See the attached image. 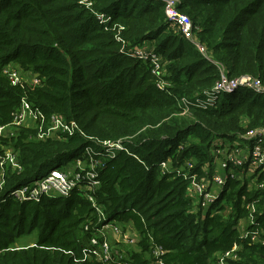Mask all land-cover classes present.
<instances>
[{"label":"trees","instance_id":"trees-1","mask_svg":"<svg viewBox=\"0 0 264 264\" xmlns=\"http://www.w3.org/2000/svg\"><path fill=\"white\" fill-rule=\"evenodd\" d=\"M180 11L211 61L172 28L161 1L0 0V127L13 123L22 101L79 127L48 140L19 127L15 139H0V152L14 142L19 156L0 189V264H104L85 244L92 232L84 225L98 217L79 192L39 202H19L12 193L85 159L88 148L100 153L98 141L109 140L122 141L127 152L104 160L96 199L110 222L140 232L130 264H157L150 257L155 248L165 252L164 264H218L236 246L238 259L227 264H264V244L240 237L247 203L256 200V223L247 229L264 238V192L248 188L249 170L236 169L206 212L193 205L183 175L192 163L190 175L210 181L220 171L217 141L264 128V95L241 89L185 116L177 102L213 88L221 69L230 79L264 84V0H182ZM97 15L110 20L101 24ZM119 31L127 47L149 44L163 59L168 92L157 88L149 64L121 53ZM10 66L22 82H11ZM31 75L38 84L27 83ZM164 161L169 172L160 170ZM33 232V246L12 248Z\"/></svg>","mask_w":264,"mask_h":264},{"label":"built area","instance_id":"built-area-1","mask_svg":"<svg viewBox=\"0 0 264 264\" xmlns=\"http://www.w3.org/2000/svg\"><path fill=\"white\" fill-rule=\"evenodd\" d=\"M156 1H161L164 4L166 17L172 28L177 33L179 32L183 39L192 43L204 58L211 61L206 47L194 38L193 22L188 16L180 12L182 0ZM97 16L101 24H106L110 20L108 15ZM121 30H123L122 27L120 28ZM120 31L116 36V41L122 45L121 53L149 64L151 74L156 80L157 88L160 91L168 92L170 84L165 79L167 73L165 70V62H163L162 58L153 49L147 48L146 46L136 48L127 47L125 41L119 35ZM13 73L14 71H11L9 68L5 70V74L12 83L17 84L23 81L20 72H15L17 75L12 76ZM30 83L38 84L37 75L32 76ZM241 89L264 95V84L259 78L242 76L230 79L224 74V70L221 69L220 80L215 83L213 88L204 90L201 94L198 93V95L194 96L195 98L185 96L177 98L178 106L181 107L180 114L184 116L189 115L191 107L197 109L215 108L223 95H234L235 92ZM22 102L18 113L14 116L13 123L0 127V139H13L19 131V127L33 130L36 132V137L39 140L53 139L57 133L72 136L76 130H79L78 124L75 121L67 123L64 119L57 118V116L47 118L40 110L33 109L30 103L26 101ZM29 123L32 124L31 127H29ZM98 142L102 144V151L96 153L92 148L86 149V158L79 159L73 163L72 175L69 176V172L64 170L67 166L56 167L48 176L15 190L12 193V197L19 202H39L43 195H53L67 199L74 192H79L91 203V207L95 209L98 217L97 221H88L84 225L86 231L92 232L89 244L92 248L100 249L99 253L94 250L92 252L93 255L95 254L97 259L105 264H130L128 260L129 250L125 249L124 245L135 247L140 235L138 234V240H132L131 236H126V232H129L130 229L124 230L123 226L116 221L110 222L103 208L97 204L96 199V193L101 185L99 178L101 169L104 168V160L113 159L117 156V152H127V150L122 141L113 142L109 140ZM214 150L220 158L218 167L220 171L216 172L210 181L203 177L198 180L196 176H191L192 163L187 164L189 172H183L185 179L189 181L190 195L193 198L195 208L202 206L204 212H206L209 206L219 199L228 180L235 178L236 169L240 168L249 170L248 174L252 176L251 179L255 181L258 189L264 192V128L249 130L246 134L238 136L233 142L225 140L217 141ZM0 166H2L0 170L2 174L0 177L1 189L6 182L7 174L3 161H0ZM168 168V161H164L160 166L163 173L169 172ZM249 175H246V178H249ZM247 204V226H253L256 223V214L258 211L256 200ZM240 237L248 238L253 242L259 241L264 244V238H261L258 232H251L247 227L243 228ZM237 250L238 246L232 251L221 254L218 257V264H227L229 259L237 260ZM164 255L165 252L161 248H155L152 250L150 257L157 260V264H164L160 260Z\"/></svg>","mask_w":264,"mask_h":264},{"label":"rangeland","instance_id":"rangeland-1","mask_svg":"<svg viewBox=\"0 0 264 264\" xmlns=\"http://www.w3.org/2000/svg\"><path fill=\"white\" fill-rule=\"evenodd\" d=\"M9 69L11 71H14L12 76L17 75L16 73L20 72V71L16 70V68L13 66H10ZM20 75L22 76V74H20ZM25 76H24V78H25ZM32 76H34V75L27 77V79H26L27 83L31 82ZM28 125H29V127H31L32 124L29 123ZM28 130L33 132V130H31V129H28ZM16 137H17V134L15 135V137L13 139H15ZM14 147H15L14 142H9L6 144V146L4 148H1L0 161H3V163L5 165L6 173L9 169H16L19 167V156L16 153ZM2 166H3V164H2ZM2 166H0V170L2 169ZM72 166H73V164H69L67 166V168L64 169L66 172H69V176L72 175V171H73ZM1 175L2 174L0 173V177H1ZM243 180L247 182V186L250 190L258 189V186H257V184H255V181H253V179H248V181H247V179L244 178ZM0 183H1V178H0ZM241 221H242V223L240 225V228L242 230L243 228L247 227L248 222H247L246 217L241 219ZM129 228H130V226H129ZM129 228H128V230H129ZM126 233H127L126 236H129V237L131 236L132 240H138V238H139V236H138L139 232H137V231H130V232H126ZM37 238H38V232H33L32 234L26 233V234H23L19 239H17L11 246L13 249L22 250V248H28V247L33 246L37 242ZM89 238L85 242L86 246L88 247L87 249L91 252H93L95 250L97 253H99L100 249L95 248V247L94 248L91 247V245L89 244ZM83 239L85 240V237H83ZM124 247H125V249H128V250L130 249V247L128 245H124ZM94 256H95V254H94Z\"/></svg>","mask_w":264,"mask_h":264},{"label":"crops","instance_id":"crops-1","mask_svg":"<svg viewBox=\"0 0 264 264\" xmlns=\"http://www.w3.org/2000/svg\"><path fill=\"white\" fill-rule=\"evenodd\" d=\"M146 47L147 48H150L151 46L149 45V44H146ZM163 60V59H162ZM164 62V61H163ZM131 227L129 228L130 230H129V232L130 231H137V232H139L138 230H137V228L136 227H134L133 225H130ZM139 235H140V232L138 233Z\"/></svg>","mask_w":264,"mask_h":264},{"label":"bare ground","instance_id":"bare-ground-1","mask_svg":"<svg viewBox=\"0 0 264 264\" xmlns=\"http://www.w3.org/2000/svg\"><path fill=\"white\" fill-rule=\"evenodd\" d=\"M181 12V11H180ZM165 13H166V11H165ZM182 13V12H181ZM183 14V13H182ZM185 15V14H184ZM102 262V261H101ZM105 264V263H104Z\"/></svg>","mask_w":264,"mask_h":264}]
</instances>
